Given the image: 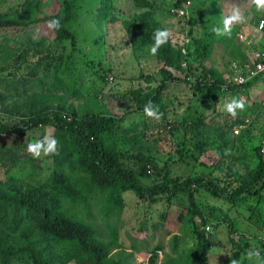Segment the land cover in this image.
I'll list each match as a JSON object with an SVG mask.
<instances>
[{"label":"rangeland","instance_id":"374dc122","mask_svg":"<svg viewBox=\"0 0 264 264\" xmlns=\"http://www.w3.org/2000/svg\"><path fill=\"white\" fill-rule=\"evenodd\" d=\"M64 1L0 0V15L10 22L0 28V119L16 120L29 108L40 107L35 103L43 98L54 108L70 106L78 113L125 116L115 142L126 166L133 170L138 165L145 169L150 166L151 173L143 169L140 176L144 187L161 181L157 172L166 170L172 179L202 176L224 190L225 193L214 188L193 191L199 212L194 221L200 229L209 227L204 233L209 240L207 264H229L230 259H241L251 247L260 250L264 264V187H254L259 189L257 198L242 193V201L237 204L222 196L231 197L230 193L239 186L237 180L253 171L259 162L258 146L264 138V76L248 87L231 88L216 103L184 82L169 81L163 106L167 108L171 126L163 130L158 124L160 120L135 111L130 95L132 91L152 92L162 84L164 76L159 72L162 62L149 55L148 47L133 50L122 25V14L118 21L97 27L93 22L96 0H74V19L69 29L76 40L61 42L47 28L45 18L62 13ZM116 2L124 14L148 8L155 12L161 26L172 32L171 47L186 57L179 69L168 68L169 71L191 84L210 83L215 78L227 82L230 63H242L247 58L245 43L250 42L252 48L264 44V36L256 28L264 13L257 12L248 0H145V9L136 0ZM234 6L240 8L244 22L233 27L230 38L216 37L212 28ZM180 10L182 15L178 13ZM40 39L45 45L39 53L24 46L28 41ZM199 41L210 45L206 72L196 61V47L203 49ZM189 66L192 71H188ZM59 80L74 86L78 96L62 89ZM233 96L244 97L247 102L245 110L235 119L222 111L223 103ZM199 115L204 117L201 135L192 124ZM144 120L150 122L147 128ZM245 120L248 125L235 136L233 128ZM49 130L53 132L52 127L46 126L23 135L0 136V150L7 154L4 162H0L1 181L24 178L26 183L31 177L46 179L52 156L33 159L25 149L27 143ZM204 142L207 145L202 148ZM16 160L23 170L34 174L30 177L20 173L14 164ZM166 196L139 200L131 191L123 194L125 205L117 222L121 248L110 255L119 254L117 257L127 259L130 264H146L149 254L158 250L161 255L154 257L153 264L192 263L194 255L190 250L196 240L189 235L190 228L185 223L186 217L191 216L189 204L183 195L171 202ZM172 236L178 237L176 250L171 246ZM243 242L249 246L242 247ZM243 264L249 261L245 259Z\"/></svg>","mask_w":264,"mask_h":264},{"label":"trees","instance_id":"16d2710c","mask_svg":"<svg viewBox=\"0 0 264 264\" xmlns=\"http://www.w3.org/2000/svg\"><path fill=\"white\" fill-rule=\"evenodd\" d=\"M96 1L93 14L96 26L102 27L118 21L122 14V25L134 51L151 45L154 30L163 28L157 21L155 12L149 8L124 14L117 6V0ZM74 2L65 0L62 13L45 18L46 21L59 19L61 27L53 31L56 38L64 43L76 40V36L69 29L74 19ZM136 3L145 9L143 7L147 2L136 0ZM8 21L4 19V15H0V28L7 26L10 23ZM199 43L203 49L196 47V61L206 72L208 68L205 64L209 60L210 45H203L201 41ZM44 45L45 41L42 39L24 44L37 53L43 51ZM155 57L163 64L159 72L164 76V81L152 92L132 91L130 95L135 111L143 117L142 109L148 101L159 106L163 115L158 124L163 130L171 126L167 118V108L163 106V94L169 81L184 82L185 85L207 94L213 103L223 95L221 89L224 83L219 78L210 83L195 84L176 78L168 68L179 69L186 57L180 50L172 48L170 42ZM71 58L69 56V60ZM187 69L193 70L192 66ZM260 77L247 82L241 88L250 86L252 81ZM58 82L66 92L68 90L78 96L74 86L63 80ZM37 105L40 107L29 108L28 112L16 120L9 117L0 119V136L23 135L36 128L50 126L60 141L59 154L52 156L49 174L44 181L31 177L33 171L23 170L21 162L17 160L14 162L15 166L19 167L20 173L30 176V181L24 183V178L0 180V264H67L72 260L76 264H130L127 259L117 257L119 254L110 255L112 251L121 248L117 222L125 205L123 194L128 191L133 192L139 200L167 195V200L171 202L180 195L185 196L191 212L185 223L190 228L189 235L196 240L190 250L194 255L191 264H207L209 240L204 234L206 227L200 229L194 221L199 212L193 191L200 188L219 189L213 180L202 176H188L178 181L170 178L165 170L157 172L161 181L144 187L140 176L143 174L142 170L146 172V169L142 165H138L136 170L126 166L123 161L125 158L121 156L115 142L125 116L116 117L93 111L78 113L70 106L54 108L45 98L38 100L35 103ZM203 120L204 117L199 115L192 121L199 135L204 126ZM143 124L147 128L150 122L144 120ZM225 127L227 126L223 125ZM206 145L204 142L201 147ZM6 155L0 150V162H4ZM258 156L259 162L255 169L237 180L239 186L230 193L231 197L222 195L223 198L237 204L242 201L240 195L244 192L249 194V198L260 196L259 189L264 187V161L259 155V146ZM256 185H260L259 189L254 188ZM250 189L255 190L249 192ZM220 191L224 192L222 189ZM81 216L91 224L81 219ZM229 235L232 240V231ZM177 240V236L171 237L174 250L177 249ZM247 246L249 245L243 242L242 247ZM157 252L160 251L154 250L149 254L147 264L154 263Z\"/></svg>","mask_w":264,"mask_h":264},{"label":"clouds","instance_id":"9594fccd","mask_svg":"<svg viewBox=\"0 0 264 264\" xmlns=\"http://www.w3.org/2000/svg\"><path fill=\"white\" fill-rule=\"evenodd\" d=\"M250 6L254 7L257 12L264 13V0H248ZM245 17L240 8L234 6L227 15H224L220 24L212 28V32L218 38H230L233 27L237 24L243 23ZM61 27L59 19H52L48 21L47 28L50 30H58ZM261 28H264V21H261ZM172 32L168 28H157L152 34V43L148 46L147 51L149 55L155 57L159 50L167 43H169ZM258 68L264 66L258 65ZM243 83V79L237 81ZM246 99L244 97L233 96L229 98L222 105V111L229 117L235 119L240 112L246 108ZM145 117L160 120L162 113L159 111V106L152 101H148L143 109ZM239 134L238 132L236 133ZM60 141L56 138L52 131H46L41 137L32 142L27 143L26 153L33 159H40L42 157H50L59 154ZM225 154H228L227 152ZM225 254V253H221ZM228 255V254H227ZM229 256V255H228ZM230 257V256H229ZM249 261V264H262L261 252L258 248L251 247L244 253L241 259H230L229 264H243V260Z\"/></svg>","mask_w":264,"mask_h":264},{"label":"built area","instance_id":"2783aa9c","mask_svg":"<svg viewBox=\"0 0 264 264\" xmlns=\"http://www.w3.org/2000/svg\"><path fill=\"white\" fill-rule=\"evenodd\" d=\"M179 15L183 14V11L180 10ZM261 21H264V19H260L259 22L257 23V31L264 36V28L260 27ZM242 39V36H241ZM246 48L248 49L247 52V58L245 61L242 63H237V62H231L229 66V76L227 82H225L222 85V92L224 93H229L231 88L234 87H242L244 86L247 82L253 80L254 78L258 76H264V68H258V65L264 66V44L259 45L258 47H251L250 42L245 43ZM243 79V83H238L237 81ZM248 120H245L242 124H239L233 128V134L236 136L237 132L240 135L242 131L246 128L248 125ZM259 155L261 159L264 161V138L261 141L259 145ZM146 172L148 174L151 173V168L150 166H147ZM206 230H209V227H206ZM158 255L161 253L157 252ZM148 261V258H147ZM147 264V262H146Z\"/></svg>","mask_w":264,"mask_h":264}]
</instances>
